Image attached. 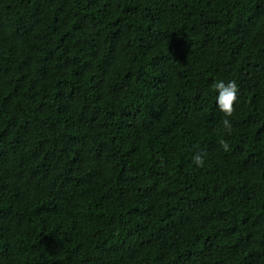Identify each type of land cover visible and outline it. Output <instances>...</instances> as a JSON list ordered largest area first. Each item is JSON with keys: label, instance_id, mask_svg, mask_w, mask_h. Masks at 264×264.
Listing matches in <instances>:
<instances>
[{"label": "trees", "instance_id": "16d2710c", "mask_svg": "<svg viewBox=\"0 0 264 264\" xmlns=\"http://www.w3.org/2000/svg\"><path fill=\"white\" fill-rule=\"evenodd\" d=\"M0 264H264V0H0Z\"/></svg>", "mask_w": 264, "mask_h": 264}, {"label": "clouds", "instance_id": "9594fccd", "mask_svg": "<svg viewBox=\"0 0 264 264\" xmlns=\"http://www.w3.org/2000/svg\"><path fill=\"white\" fill-rule=\"evenodd\" d=\"M212 87L215 90V108L221 114L219 121V131L222 136L233 135V123L230 117L234 112V105L238 101L239 85L235 79L225 80L223 78L215 80ZM219 149L227 153L231 150L229 140L219 139ZM207 152L199 149L193 152L191 161L196 169L203 168L207 161Z\"/></svg>", "mask_w": 264, "mask_h": 264}]
</instances>
